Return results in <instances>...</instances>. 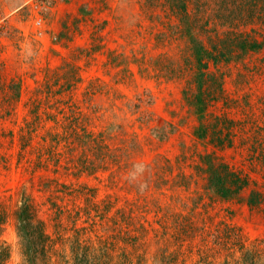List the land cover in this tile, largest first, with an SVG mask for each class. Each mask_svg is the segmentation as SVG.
I'll return each instance as SVG.
<instances>
[{"label": "trees", "instance_id": "trees-1", "mask_svg": "<svg viewBox=\"0 0 264 264\" xmlns=\"http://www.w3.org/2000/svg\"><path fill=\"white\" fill-rule=\"evenodd\" d=\"M138 1L146 18L162 24L164 30L159 36H172L178 41L176 49L182 61H173L171 72L173 78L185 80L184 95L191 91L196 108L198 124L193 130L192 152L197 161L193 168L202 177V190L195 187L194 195L185 200L172 197L173 205L162 204L157 195L148 199L146 194L138 193L149 189L153 182L150 168L153 173L154 167L129 160V149L124 147H120L123 157L118 164L117 147H109L104 131L94 125L98 109L92 98L101 91L97 79L88 80L83 88L85 107L76 106L79 102L73 93L82 81L79 61L87 55L86 47L71 46L58 65L43 68L41 81L25 102L29 115L20 123H16L15 111L21 97V78H6L0 62V121L12 124L0 129V140L8 137L9 143L16 141L18 165H25L24 156L32 155L33 168L64 175V179L44 177L38 183L44 193L43 204L49 210L47 220L24 193L13 203L7 204L5 198H0V234L5 222L11 219L20 247L19 264H149V257L152 264H179L177 258L182 250L187 255H199L194 264H212L208 260L211 256L206 245L207 231L196 211L203 204L201 197L208 195L219 201L239 198L248 179L215 150L206 149L207 144L222 141L221 135H217L221 128L205 122V84L216 83L217 94L220 93L218 65L263 49L264 36L255 35L257 29L253 24L264 25V0ZM197 144H202V150ZM130 146H136L134 141ZM9 156L1 153L0 162L7 164ZM136 164H143L148 171L133 178ZM127 167L126 180L139 201L126 199L122 206L117 194L101 195L100 187L117 186L119 169ZM87 178L96 182L91 184ZM171 180V187L176 188L192 184L183 174L173 175ZM245 200L257 206L264 200V193L253 189ZM216 231L211 235L216 244L223 242L220 231L237 243L235 251L228 253L230 260L220 264H257L255 252L245 247L233 227L224 225ZM200 242L205 246L200 247ZM10 257L9 246L0 238V264H9Z\"/></svg>", "mask_w": 264, "mask_h": 264}, {"label": "rangeland", "instance_id": "rangeland-1", "mask_svg": "<svg viewBox=\"0 0 264 264\" xmlns=\"http://www.w3.org/2000/svg\"><path fill=\"white\" fill-rule=\"evenodd\" d=\"M140 11L138 0H0V62L6 78H21V97L15 111L16 123H20L28 110L25 102L41 81L43 68L58 65L71 46L86 47L88 53L79 61L82 81L73 93L79 102L76 106L85 107L83 88L88 80L97 79L101 91L92 98L98 109L94 125L104 131L109 147H117L118 164L123 157L120 147H124L129 149V160L154 167L153 173L150 168L153 182L149 189L138 193L148 199L157 195L162 204L173 205L172 197L185 200L194 195L195 187L202 190V177L193 168L197 161L192 152L193 130L198 124L196 108L191 91L184 95L185 80L172 77L171 63L182 61L176 49L178 41L172 36H159L164 30L162 24ZM253 27L257 29L255 35L264 36V25L256 23ZM218 66L216 74L222 90L217 94L216 83L205 84L204 118L208 125L216 123L221 128L217 135L222 142L207 144L206 149L215 150L232 168L246 175L248 184L239 198L219 201L202 196L203 204L196 209L198 220L202 219L207 231L208 260L212 264L229 261L228 253L237 245L220 231L224 225L239 233L245 247L255 252L257 264H264V200L257 206L245 200L253 189L264 193V47ZM209 68L215 69L213 65ZM7 125L12 126L0 121V129ZM8 140H0V154H11L7 164L0 162V198L13 203L24 193L47 220L49 210L43 204L44 193L38 183L44 177L64 179V175L33 168L32 155H25L26 164L18 165L16 141ZM131 141L135 147L130 146ZM221 143L223 147L218 146ZM201 146L197 144L200 150ZM127 169H119L117 186L100 187L101 195L117 194L122 206L126 199L139 201L126 180ZM144 170L146 174L148 168ZM179 174L192 183L188 188L171 187L173 175ZM149 218L154 219L153 211ZM217 229L223 241L220 245L211 236ZM0 238L11 250L9 264H19L20 247L11 219L5 222ZM198 244L205 246L204 242ZM198 256L182 250L177 259L179 264H194Z\"/></svg>", "mask_w": 264, "mask_h": 264}, {"label": "clouds", "instance_id": "clouds-1", "mask_svg": "<svg viewBox=\"0 0 264 264\" xmlns=\"http://www.w3.org/2000/svg\"><path fill=\"white\" fill-rule=\"evenodd\" d=\"M144 165L143 164H136L134 165L135 171L131 174L133 178L137 175V173H141L144 170Z\"/></svg>", "mask_w": 264, "mask_h": 264}]
</instances>
